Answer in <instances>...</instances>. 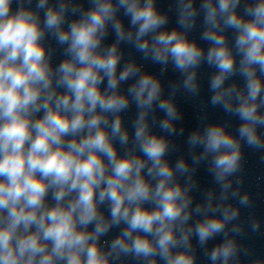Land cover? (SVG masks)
<instances>
[{"label":"clouds","instance_id":"9594fccd","mask_svg":"<svg viewBox=\"0 0 264 264\" xmlns=\"http://www.w3.org/2000/svg\"><path fill=\"white\" fill-rule=\"evenodd\" d=\"M89 2L85 10L77 0H35L34 7L33 0H0V264H123L122 257L195 264L193 234L201 247L223 234L209 260L238 262L239 246L229 232L240 228L228 229L239 214L228 203L229 177L240 168L242 143L264 149L258 131L264 128V0H200L198 7L197 0H176L178 27L172 30L155 0ZM121 10L135 31L125 28ZM201 13V38L211 44L206 55L187 35ZM109 29L117 41L133 42L154 61L186 72L189 91L197 83L188 70L202 61L214 66L211 103L240 120L235 134L214 123L189 137L190 145L203 146V157L211 156L210 171L222 189L219 203L209 193L207 203L196 206L201 219L193 225L189 188L175 179L189 165L165 159L168 141L152 133L147 120L155 104L165 113L159 127L174 132L177 109L150 73L128 89L141 111L134 149L118 153L116 142H129L120 116L129 98L119 85L140 68L129 63L117 72L118 45H101ZM46 36L64 46L56 67ZM235 76L243 87L227 83ZM239 203L248 205L249 196ZM121 225L110 242L101 240Z\"/></svg>","mask_w":264,"mask_h":264}]
</instances>
